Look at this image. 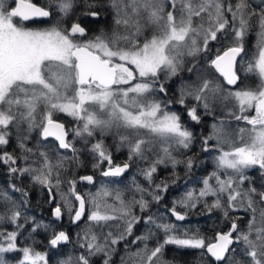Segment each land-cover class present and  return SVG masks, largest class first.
I'll use <instances>...</instances> for the list:
<instances>
[{"label":"snow or ice","instance_id":"1","mask_svg":"<svg viewBox=\"0 0 264 264\" xmlns=\"http://www.w3.org/2000/svg\"><path fill=\"white\" fill-rule=\"evenodd\" d=\"M261 5L257 10L247 0H238L235 6L225 0H45L39 6L32 0H0V163L11 174L27 175L33 184L46 188L49 202L58 193L73 223L84 216L86 200L76 191L75 178L62 177L70 164L82 166L76 138L88 144V138L99 133L101 138L89 151L94 169L107 161V169L100 173L104 177H120L137 161L148 165L139 174L150 189L133 178L139 199L133 195L126 200L120 190L106 185L92 196L90 224L79 242L84 252L60 264H91L90 257L101 254L103 264H111L115 246L133 236L142 219L149 227L125 244L128 254L121 257V264H174L163 259L166 245L199 250L196 264H264V0ZM253 17L255 51L244 67L241 54ZM37 18L50 20V26L34 29L24 23ZM226 41L230 43L222 52L217 48L215 58L202 55L211 51L212 42ZM249 75L257 80L245 83ZM171 85L178 87L173 90ZM161 94L171 98H158ZM189 101L195 103L189 106ZM172 104L180 105L197 124L198 109L213 116L211 131L201 137V151L216 153L214 170L202 178L198 194L188 190L169 209L177 221H184L201 204L209 214L221 211L229 227L224 231L214 225L212 237L198 227L180 234L175 224L133 211L136 206L142 213L148 211L146 192L156 203L163 199L169 182H154L158 166H171L175 183L178 166L188 173L196 164L194 155H186L196 137L178 111L168 110ZM217 111L222 113L218 118ZM61 113L77 126L66 129L57 118ZM104 136L114 138L117 151L127 148L123 165H113ZM13 137L19 154L7 150ZM49 138L57 144L45 143ZM254 168L259 170V188L250 175ZM80 179L94 183L90 175ZM64 183L67 192L60 189ZM10 187L23 199L17 202L0 193V225L13 226L0 228V264H8L4 254L11 252L22 254L18 264H49L46 253L18 246L17 238L29 221L33 226L27 238L38 229L48 231L50 225L24 215L29 193L14 184ZM108 197L115 203L109 204ZM177 206L188 211H178ZM239 212L247 215L243 225ZM62 215L57 204L54 216L60 220ZM106 227L118 231L105 232ZM153 227L164 232V239L149 248L146 242L156 235ZM68 242L65 231H54L48 241L52 248ZM138 242L143 247L129 251Z\"/></svg>","mask_w":264,"mask_h":264},{"label":"trees","instance_id":"2","mask_svg":"<svg viewBox=\"0 0 264 264\" xmlns=\"http://www.w3.org/2000/svg\"><path fill=\"white\" fill-rule=\"evenodd\" d=\"M34 3L39 4L41 6H43L45 4V0H32ZM232 1L233 4H236L238 2V0H225V2H229ZM247 2L252 6V8H255L257 10H259V8L262 6L261 2H257L255 0H247ZM11 3V0H10ZM256 30H257V21H256V17H253L252 20V27L249 30L248 34L245 36V41H244V47H245V53H242V56H245V59L243 62H247L249 59H251L254 51H255V41H256ZM230 43V41H226L224 42L223 45H219L216 42H212L210 44V49H211V53H217V48H220L221 50H223L224 48H226L228 46V44ZM209 53V54H211ZM240 60V58L238 59ZM241 75L243 76L244 73L242 72ZM213 118L212 116H207V115H203L201 116V136L200 138L203 136L202 133L204 134V132H206V129L203 125V121L208 120ZM60 120H62L67 128V121L64 120L63 118H58ZM198 139V138H197ZM45 143L51 144V145H56V143H53L52 141H47ZM75 147L77 149H79V159L80 161H82V166L77 167L76 164H70L68 166V171L64 173V176L62 177V179L64 177L67 178H75L77 179V177H79L80 175H84V174H92L94 176V183L97 182L98 179L104 178V179H108L109 182L112 184L110 186H118L121 188H127V189H133L131 183V180H133V178H128V174L132 172V170H135V172L137 173V171H139V169L144 168V166H137L136 164H138L137 162L132 163L130 168L126 171V173H124V175H122L121 177L115 178V177H104L102 176L100 173L102 170H104L105 165L104 163L101 164L100 168L98 169H94L93 168V163L95 162L93 159V154L89 151L87 145H82L78 142L75 141ZM113 147H111L110 151H112V161L115 164L118 163H125L128 160V156L126 155L125 151L127 150L126 148H122L119 151L116 150V152L113 151ZM197 149L196 148H192V150ZM55 151V150H54ZM60 153H65V155L71 157L72 153L69 150H62L59 149ZM56 153V152H54ZM52 153V157L55 160L56 156L55 154ZM195 156V159H202V155L198 154V152H194L193 154ZM205 158V156H204ZM142 161L139 162V164ZM197 163V161H196ZM19 165H23V162L18 161ZM137 166V167H136ZM136 167V168H135ZM140 167V168H139ZM195 167V166H194ZM193 167V168H194ZM7 168V166H5L4 168L2 167V163H0V174L2 172L7 173L8 175L4 178L1 179L0 176V181H1V188H2V193L6 192L8 193V195L12 196L17 202H19L20 200H22L23 198L21 197L20 192H9L8 188H9V184L10 185H16L18 188H23L25 189L29 195L27 197V205L23 206V212L24 215H27L29 217H34L36 222H40L42 224H48L50 225V228L48 231H44L43 229H38L37 232L32 233V238H27L28 237V232L31 231V227L33 226L32 221H29L26 225H25V229L23 231V234L21 236H19L17 238V242L18 245L21 246L22 244L26 245V246H31L33 247L36 251L37 250H42L44 251L47 256L49 257V264H60L61 260H65L68 258H72L75 259V257H77L78 255H80L82 252H84V249H81L79 247V242L81 241V237L83 236L84 232L87 230V228L89 227L90 222L87 221L86 222V215L87 212H85L84 218L83 220L78 224V225H73L71 220H70V215L69 213L66 212V210L63 208V215L62 218L60 220H57L53 214V206L57 204H60L61 206L63 205L62 201H61V197L60 195L57 193V190L54 188L53 192L57 193L54 199V204L51 205L49 203V194L46 188H43L42 186H40L39 184H33L31 181V178L28 177L27 175L23 176V177H18L16 174H11L9 172V170H5ZM176 172L178 174L179 179H176L175 183H171V181L173 179H175V177H173L172 175V168L171 166L165 167L163 165L158 166L157 172L154 173L153 175V179L155 183H160L161 181H168L169 182V186L166 192L161 193V195L163 196V199L159 202L156 203L155 201L152 200V197L147 195V192L145 193V198L150 202L149 203V209L147 212H140L139 211V207L136 206L133 211L135 214L139 213V216L141 217H146L148 214H152L153 217L155 219H157V214L160 213L162 218H158V220H160L161 222L164 223H172L178 226V232L180 234H182V228L181 226L184 227H188L187 230L188 231H194L197 227L200 229L201 232L204 233V231H207L206 234H204L206 237H211L214 234V230L210 233L211 228H214V225L211 226L210 224V220L213 219L215 220V225L220 226L224 231H226L229 227V224L227 221H223L222 218V213L219 210L213 209L212 210V216L209 215V213L207 212V210L204 208V206L198 205L196 209H193L191 212H189V219L186 220V222L183 224L181 222H178L176 220L173 219L169 209L173 207V201L175 200L172 196H175L176 193L181 187L180 185H182L183 180H185L189 175H193V172H188L186 173L185 168L183 167V165H180L177 167ZM250 175H252L254 183L256 185V187H261V178L259 175V172L257 169H252L250 172ZM138 179V177L135 178V181ZM138 184L142 185V181L138 180ZM137 183V182H136ZM147 181H143V185L146 189H150L149 184H147ZM92 184V185H93ZM147 184V185H144ZM92 185H77L76 184V191L83 192V189L85 188V186H92ZM68 185L67 183H64L60 186V189L64 192H66V190H68ZM134 195V194H133ZM133 195H127L126 198H128L127 200L131 199L133 197ZM70 196V195H69ZM84 196V195H83ZM137 199H139L140 194L135 195ZM71 197V196H70ZM86 199V195L84 196ZM71 199L73 200V202L75 203L76 201L74 200V198L71 197ZM209 200H211L212 198L209 197ZM63 207V206H62ZM159 207H165V215L160 211ZM198 207H202V208H198ZM2 210V209H1ZM177 210L181 211V212H186L188 211L187 209H182L179 206H177ZM145 214V216H143ZM202 222H199V216H201ZM236 215H241L244 217V220L239 221V223L241 225L244 224V222L247 220V215L243 212H239L236 213ZM164 218V219H163ZM163 219V220H162ZM158 221V222H160ZM22 222V221H21ZM10 229L12 230L13 226L10 224H6ZM144 222L143 219L141 220V223L137 224L135 226V228L133 229V236H129L127 238V241H124L120 244L117 245V249L116 251L113 253V257L111 258L112 262L111 264H119V258H121V253H127V251L125 250V244L128 243V241H131L132 238H134L135 236H140L141 234H144V232H146V230H144ZM143 228V230H142ZM61 230H66L69 236V242L64 244V245H58L56 248H52L51 245L48 243L49 239L51 238L53 232H58ZM95 230V229H94ZM152 230L156 233H158L159 230L155 229L154 227L152 228ZM160 238L164 237V235H160ZM160 240V239H159ZM158 240V241H159ZM157 241V242H158ZM148 244V242H147ZM157 244V243H156ZM39 246L41 248H39ZM133 250V249H132ZM178 251L180 253L185 254L187 257H191L194 258L196 260V262L199 260V250H190V249H180V248H176L173 245H166L164 247V251ZM130 251V248H129ZM121 255V256H120ZM103 255H96V256H92L90 257L91 260V264H102L103 260Z\"/></svg>","mask_w":264,"mask_h":264},{"label":"rangeland","instance_id":"3","mask_svg":"<svg viewBox=\"0 0 264 264\" xmlns=\"http://www.w3.org/2000/svg\"><path fill=\"white\" fill-rule=\"evenodd\" d=\"M255 1H257V2H261V0H255ZM225 3H231L233 6H235V4H233V2L232 1H229V2H225ZM229 18H230V16H229ZM238 23V22H237ZM49 25H50V23H49ZM27 26H29V27H31V28H34V29H43V28H47V27H49V26H46V27H44V26H41V27H33V26H31V25H27ZM257 38V37H256ZM244 41H245V39H244ZM255 44H256V41H255ZM210 46V45H209ZM223 50H221V52H222ZM209 53H211V52H208V53H204V54H202V55H207L209 58H215V55L217 54V53H211V54H209ZM243 65H244V67H246L247 66V62H243ZM218 75V74H217ZM222 79V78H221ZM253 80H257V78L255 77V76H252V75H249L248 77H247V79H246V81H245V83H250L251 81H253ZM258 82V81H257ZM171 87H172V89L174 90L176 87H178V85H171ZM158 98H163V99H168V98H171V95H170V97H162V94H161V97H158ZM189 103V106H191V104H193V103H195L194 101H189L188 102ZM168 110L169 111H178L179 113H180V115H181V121H182V123L190 130V131H192L193 132V134H194V136L196 137V140H195V142H194V145H193V148H196L197 147V149H194V150H191L190 152H188L186 155H192L193 154V151L194 152H198V154H201L203 157H202V159H198V160H196L197 161V163L194 165L195 167L192 169V171L191 172H193L194 174L193 175H189L185 180H183V182H182V185H180V189L177 191V192H175L176 193V195L175 196H172L175 200H178V199H180V198H182L183 196H184V194L188 191V190H195L196 191V193L198 194V191H199V189L203 186L202 185V183H201V180H202V178H204L205 176H207V175H209L213 170H214V167H215V165H214V156L216 155V153L215 152H212V153H206V152H202L201 151V138H200V136H201V123H200V126H198V128H194V125L196 124V122L195 121H193L188 115H187V112H186V110L185 109H183L180 105H178V104H172V105H170L169 106V108H168ZM203 109L202 108H200V109H198V115H200V116H203L204 114H203ZM220 115H222V113L221 112H219V111H217V113H216V116H217V118L220 116ZM207 116H210V115H207ZM213 117V116H212ZM57 118H63L64 120H66L67 121V123H68V125H67V129H69V130H71V129H73V128H75L76 126H77V121H74L71 117H68V116H66V115H64V114H59L58 115V117ZM214 122V120H213V118H211V119H208V120H205V121H203V125L204 126H206L205 127V129H206V132H204V134L202 133V135L204 136V135H207L210 131H211V125H212V123ZM233 123H238V122H233ZM101 137H100V135H99V133H97V135H96V137H90V138H88V140L90 141V143H88V144H85L84 142H83V140L81 139V138H76L75 139V141L76 142H78V143H80V144H82V145H87V147H88V149H90V147H91V143H94L95 142V140L96 139H100ZM198 138V139H197ZM69 139L71 140V139H73V137H72V134H71V131H70V135H69ZM102 139L104 140V143H105V145H107L108 146V148H109V150L111 149V147H113L114 149H113V151L114 152H116V141L114 140V138L112 137V136H104V137H102ZM210 143H214V141L213 142H210ZM29 146H32V147H34V144H32L31 142H29ZM127 149V148H126ZM7 150L9 151V152H15L16 154H19V149L18 148H16V140H15V137H13L12 138V140H11V143L7 146ZM55 151L53 150V151H51L50 152V155L52 156V153H54ZM111 153H112V151H111ZM125 153H126V155L128 156V151L126 150L125 151ZM55 154V156H56V153H54ZM61 154H65V153H61ZM177 155H178V153H177ZM204 156H205V158H204ZM20 162H23V161H20ZM140 162V161H139ZM139 162H137L138 164H136L137 166L139 165L140 167L141 166H144L145 165V167H147L148 165H147V163L146 162H144V161H142L140 164H139ZM112 163H113V165H120V163H118V164H115L113 161H112ZM3 164V163H2ZM122 164V163H121ZM104 165H105V168H104V170H106L107 169V166H108V164H107V161H104ZM7 166V165H6ZM136 166V167H137ZM135 167V168H136ZM139 167V168H140ZM6 171L8 170V166H7V168L5 169ZM258 170V169H257ZM139 171H140V169H139ZM139 171H137V173L135 172V170H132V172L131 173H129L127 176H128V178H136V177H138V179L135 181V182H137V184L139 183L138 182V180L139 181H142V185H143V181H146L145 179H144V177L142 176V175H140L139 174ZM258 172H259V170H258ZM132 183H133V180H131V185H132ZM1 182H0V193H2V188H1ZM148 184V183H147ZM147 184H144V185H147ZM102 185H106L110 190H120L122 193H123V195H124V198L127 200L128 198H126V196L127 195H138V194H140V193H138V192H135V189L133 188L132 190L131 189H127V188H121V187H118V186H110V185H112L110 182H109V180L108 179H104V178H101V179H98L97 180V182H95V184H93L92 186H85V188L83 189V195L85 196L86 195V197H87V199L85 198V200H86V206H85V212H87V215H86V222L88 221V215H89V213L93 210V205L91 204V203H89L88 201H90L91 200V198H92V196L102 187ZM8 191L9 192H12V193H15L13 190H12V188L10 187V184H9V188H8ZM68 190H66V192H67ZM70 195V194H69ZM145 195V194H144ZM71 198V197H70ZM72 198H74V197H72ZM62 201V203H63V200H61ZM107 201H108V203L109 204H112V203H115V201L112 199V197H108L107 198ZM63 206V205H62ZM75 206L77 207V202H75ZM2 209V206H0V210ZM65 210H66V212L68 213V211H67V209L66 208H64ZM106 209H104V208H102L101 209V211H105ZM140 211V210H139ZM62 212H63V207H62ZM54 214V213H53ZM137 215H139V213H137ZM162 215V214H161ZM161 215H160V213L159 214H157V219L158 218H162L161 217ZM143 216H145V214L143 215ZM70 219H71V216H70ZM164 219V218H163ZM162 219V220H163ZM161 220V219H160ZM160 220H158V221H160ZM161 222V221H160ZM119 223V221H109L108 222V224H110V225H116V224H118ZM164 223V222H163ZM149 226L148 225H145L144 224V230H146V228H148ZM0 228H7L8 230L11 228H9L7 225H0ZM143 228H142V230H143ZM181 228H182V233H183V231L184 230H187V228L188 227H184V226H181ZM109 230H111V231H113V232H116V231H118V229L117 228H115V227H113V228H111V229H109V228H105L104 229V231L105 232H107V231H109ZM145 233V232H144ZM159 234L160 235H164V232L163 231H158V233H156V235L155 236H153L151 239H149L147 242H148V247L149 248H153V247H155L157 244V241L159 240V242H163V239H164V237H162V238H160V236H159ZM141 235H143V234H141ZM136 237V236H135ZM134 237V238H135ZM134 238H132L131 240H133ZM146 242V243H147ZM19 246V245H18ZM23 246H26L25 244L23 245H21L20 247H23ZM123 246H125V243H124V245ZM174 247H176L175 245H173ZM116 247V249H117V245L115 246ZM143 247V244L142 243H137V244H135V245H131L130 246V251H135V250H137L138 248H142ZM39 248H41L40 246H39ZM177 248V247H176ZM133 249V250H132ZM126 250V249H125ZM37 251H40V252H42V253H45L44 251H42V250H37ZM127 254L128 253H121V257H126L127 256ZM21 253H19V252H11V253H6V254H4V256H5V259H7L8 260V264H18V261H19V259L21 258ZM113 255L114 254H112V257H113ZM104 259V257L102 258V260ZM163 259L165 260V261H174V264H182V262L183 261H188L189 262V264H196V260L194 259V258H191V257H187L185 254H183V253H180V252H178V251H171V250H169V251H164L163 250ZM120 262H119V264H121V258H119L118 259ZM111 262H112V260H111ZM102 264H103V262H102ZM118 264V263H117Z\"/></svg>","mask_w":264,"mask_h":264},{"label":"flooded vegetation","instance_id":"4","mask_svg":"<svg viewBox=\"0 0 264 264\" xmlns=\"http://www.w3.org/2000/svg\"><path fill=\"white\" fill-rule=\"evenodd\" d=\"M33 2V1H32ZM26 25H31V26H33V27H41V26H44V27H46V26H50L49 25V23H51V21L50 20H48V19H33V20H30V21H26V22H24ZM66 126V125H65ZM198 126H200V123L199 124H195L194 125V128H198ZM67 129V128H66ZM48 141H52L53 143H56L53 139H50L49 138V140ZM122 164H124V163H122ZM122 164H120V165H122ZM6 165L5 164H2V167L4 168ZM8 174L7 173H5V172H2L1 174H0V176H1V179H4L6 176H7ZM124 175V174H123ZM121 177V176H120ZM115 178H118V177H115ZM1 182V181H0ZM78 193H79V191H77ZM81 193V195L83 196V194H82V192H80ZM56 205H54L53 207H55ZM160 208V211L165 215V207H159ZM199 209L200 208H202V207H198ZM210 216H212V212L209 214ZM201 217H202V215L201 216H199V222H202V219H201ZM71 220V219H70ZM181 223H185L186 221H180ZM210 224H211V226H213V225H215V220H213V219H211L210 220ZM214 230V228H211V231H210V233L212 232ZM207 233V231H204V233L202 232V234H206ZM214 235V234H213ZM212 235V236H213ZM211 236V237H212Z\"/></svg>","mask_w":264,"mask_h":264},{"label":"water","instance_id":"5","mask_svg":"<svg viewBox=\"0 0 264 264\" xmlns=\"http://www.w3.org/2000/svg\"><path fill=\"white\" fill-rule=\"evenodd\" d=\"M34 3V2H33ZM36 4V3H35ZM37 5H39V4H37ZM39 6H41V5H39ZM37 19H45V18H37ZM238 59H239V57H238ZM60 120V119H59ZM61 122H63L62 120H60ZM64 123V122H63ZM65 124V123H64ZM66 127V126H65ZM50 139H53V138H50ZM54 140V139H53ZM55 141V140H54ZM56 142V141H55ZM56 144H57V142H56ZM62 150H64V149H62ZM123 165V164H122ZM126 173V172H125ZM88 175H90V176H92L93 177V180H94V176L92 175V174H84V175H80L79 177H77V185H92V184H89L87 181H84V180H81L80 179V177H83V176H88ZM48 191V190H47ZM80 193V192H79ZM81 194V193H80ZM51 205H53L54 204V200H52L51 202H49ZM56 207V206H55ZM55 207H53V213H54V208ZM77 207H78V202H77ZM179 211V210H178ZM171 213V212H170ZM85 215V214H84ZM173 217V219L174 220H176L175 219V217L174 216H172ZM83 218H84V216L81 218V220L80 221H78V222H76V223H73L72 222V218H71V222H72V224L75 226V225H78L82 220H83ZM189 219V216L184 220V221H186V220H188ZM177 221V220H176ZM178 222H180V221H178ZM61 231H65L66 233H67V231L66 230H61ZM59 232V231H58ZM68 234V233H67ZM64 244H66V243H62V244H60V245H64Z\"/></svg>","mask_w":264,"mask_h":264}]
</instances>
